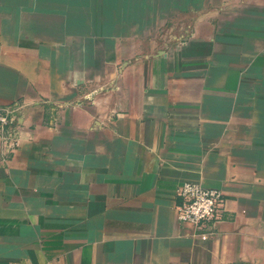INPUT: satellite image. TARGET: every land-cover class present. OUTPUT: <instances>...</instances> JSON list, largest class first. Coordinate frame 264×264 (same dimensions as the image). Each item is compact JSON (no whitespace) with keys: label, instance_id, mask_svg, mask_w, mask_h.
I'll list each match as a JSON object with an SVG mask.
<instances>
[{"label":"crops","instance_id":"crops-1","mask_svg":"<svg viewBox=\"0 0 264 264\" xmlns=\"http://www.w3.org/2000/svg\"><path fill=\"white\" fill-rule=\"evenodd\" d=\"M0 105V264H264V0H0Z\"/></svg>","mask_w":264,"mask_h":264},{"label":"built area","instance_id":"built-area-1","mask_svg":"<svg viewBox=\"0 0 264 264\" xmlns=\"http://www.w3.org/2000/svg\"><path fill=\"white\" fill-rule=\"evenodd\" d=\"M14 121L13 108L0 105V132H6ZM176 196L180 201L176 207L177 220L190 226L194 237L206 241L213 234L209 224L218 219L223 209L222 192L198 183L183 182L177 188Z\"/></svg>","mask_w":264,"mask_h":264}]
</instances>
